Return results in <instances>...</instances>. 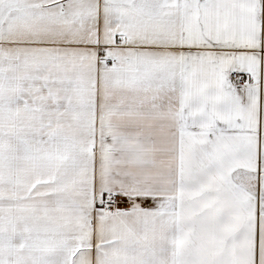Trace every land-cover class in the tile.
Segmentation results:
<instances>
[{"label": "snow or ice", "instance_id": "1", "mask_svg": "<svg viewBox=\"0 0 264 264\" xmlns=\"http://www.w3.org/2000/svg\"><path fill=\"white\" fill-rule=\"evenodd\" d=\"M0 264H264V0H0Z\"/></svg>", "mask_w": 264, "mask_h": 264}]
</instances>
